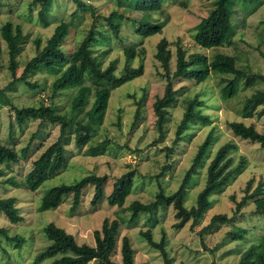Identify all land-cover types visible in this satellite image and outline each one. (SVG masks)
Returning a JSON list of instances; mask_svg holds the SVG:
<instances>
[{
	"label": "rangeland",
	"instance_id": "1",
	"mask_svg": "<svg viewBox=\"0 0 264 264\" xmlns=\"http://www.w3.org/2000/svg\"><path fill=\"white\" fill-rule=\"evenodd\" d=\"M35 0H0V27L5 22L22 28L24 40L17 57V77L22 73L26 63L35 55L34 40L40 39L41 44L52 34L60 20L70 24V31L62 49L64 52L73 51L87 34L95 21L90 14L85 13L72 17L75 6L70 0H54L49 25L44 27L39 23L37 11L39 5ZM103 15H108L115 9L119 0H82ZM213 0H164L160 13L126 14L121 28V39L112 37L110 30L102 19L96 20V40L91 51L104 69L111 61L116 64L114 72L117 78L124 74L125 58L123 50L131 46L137 56L129 63V67L143 66V74L121 85H105L110 88L111 96L103 118L102 125L93 135L89 145H105L103 155L90 157L87 155L88 146L78 148L75 145V127H70L61 135L58 125H51L38 120H28L24 125H17L14 113L8 105H0V142L12 147L18 154L28 147V156L20 164L9 167L0 166V198L12 197L23 221L11 224L4 215L0 214V228H5L10 236H21L25 242L20 249H15L4 239H0V264H32L36 254L46 248L48 241L43 236L42 229L46 224L53 223L73 235L78 244L94 245L93 232L99 230L104 219L123 221L113 261L121 264L119 248L123 236H128L135 249V264H163L159 252L151 248L141 237L140 233L152 231L154 241L165 239V250L172 264H236L240 254L250 245L264 242V217L254 213V205L249 203L235 215L236 224L247 231L243 241H231L226 232L231 226L219 225L217 229L204 233L201 242L200 231L208 225L210 218L216 214L231 217L235 204L244 196L246 182L253 178L254 186L264 181V149L258 144L235 138L229 131L230 121H242L253 124L264 134V115L258 118L242 119L240 117L245 100L253 93L262 90L261 82L247 85L242 80L236 94L231 99H224L221 89L231 76L210 75L198 85L180 82L175 84L178 89L176 103L169 109L170 113L164 123V135L158 142L159 132L155 124L156 117L152 104L156 97L161 96L165 82L160 76L161 68L154 59L156 44L165 38L171 43L172 70L175 64V47L177 39L187 54L194 52L205 55L209 60L216 54L231 56L236 60V66L247 72L264 75V0H234L230 6V21L235 35L230 46L204 50L198 47L193 39V29L200 18L207 16L212 8ZM252 22L250 28L253 39H247L243 24ZM132 20L164 22L161 34H156L141 40L134 32ZM247 24V23H246ZM258 28V33L255 27ZM256 32V34L254 33ZM4 56L0 69V91L9 102L20 107H39L40 104L49 106L57 111L68 112L70 103L77 89L55 93L52 84L57 77L45 67L30 72L26 83L18 82L7 87L12 78L7 69L5 44L2 42ZM85 85L93 86L89 81ZM184 87V89H182ZM199 95L203 102L201 113L208 116L210 124L198 122L182 133L174 144L177 127L185 111L186 101ZM93 93L89 97V106L93 102ZM141 101V102H140ZM137 103H140V115L135 119ZM213 135L212 145L206 154L197 173L192 176L186 186L184 206L189 209L196 203L197 194L206 182V169L220 146L233 141L236 150L231 153L232 165L235 166L243 158L245 163L242 171L236 174L221 190L210 196L211 205L196 225L187 223L181 230L173 229L176 220L172 207H159L155 212L140 213L136 221L130 222L128 207L135 201L148 204L154 201L159 189L165 194L174 192L190 167L198 147L208 134ZM55 141H60L66 149L67 165L56 178L46 181L38 190L31 192L24 184V177L29 172L32 162ZM167 149H171L168 153ZM167 167L166 170H163ZM135 170L134 185L127 197L123 210L110 207L106 199L92 209L89 201L93 188L87 187L83 192L82 207L75 213L69 214L72 198L66 197L56 210L39 212L41 197L54 186L73 184L82 177L95 174L107 175L108 182L104 190L106 196L111 193V187L116 178L129 170ZM161 175L158 179L157 176ZM11 183H16L12 185ZM53 260L43 264H51ZM88 264H97L93 260Z\"/></svg>",
	"mask_w": 264,
	"mask_h": 264
},
{
	"label": "trees",
	"instance_id": "2",
	"mask_svg": "<svg viewBox=\"0 0 264 264\" xmlns=\"http://www.w3.org/2000/svg\"><path fill=\"white\" fill-rule=\"evenodd\" d=\"M54 0H35L32 4L39 5L37 16L39 23L46 27L49 25V18L52 14ZM75 11L72 17H77L80 13L90 14L93 22L78 46L71 52H64L62 45L70 31V24L60 20L54 28L52 34L44 44L40 39L34 40L35 55L26 63L20 76L17 77L18 61L17 57L22 48L24 35L19 25L14 26L11 22H5L0 27V69L4 56L2 42L5 44L7 56V69L12 78L7 87H12L18 82L26 83V76L35 69L43 66L52 74H56L52 89L55 93L65 90L77 89L70 103L68 112L57 111L49 106L40 104L39 107H16L9 102L6 95L0 91V105H8L14 113V122L22 126L28 120H38L51 125H58L61 135L70 127H75V145L78 148L88 146L93 139V135L103 123V118L109 103L111 91L105 85H121L143 74V66L137 68L129 67V63L137 56L136 50L125 47L123 50L125 58L124 74L119 79L115 76L116 64L111 61L104 69L101 68L96 56H93L91 47L96 40V20L102 19L105 26L110 30L113 38L121 39V28L125 22L126 14L135 12L139 14H154L162 11L164 0H119L117 6L108 15H103L92 6L86 5L82 0H70ZM234 0H213L212 8L207 16L200 18L193 29L192 39L194 43L204 50L219 48L224 45L230 46L235 30L230 21V6ZM135 35L141 40L161 34L164 22L157 20H132ZM175 47V64L172 70L170 51L171 43L162 38L155 47L154 59L158 62L161 73L160 76L165 82L161 96L155 98L152 109L156 117L155 124L159 136L156 142L164 135V123L170 113L169 109L176 103L178 89L175 84L188 82L195 85L205 82L210 75L231 76L226 81V85L221 89L224 99H231L237 92L238 85L242 80L250 85L261 82L263 89L249 96L242 107L240 117L242 119L258 118L264 115V75L247 72L236 66L235 58L223 54H216L211 60L201 53L187 54L179 39L172 44ZM89 81L93 86L85 85ZM105 84V85H104ZM184 89V87H182ZM93 93V102L89 109V97ZM141 102V101H140ZM135 119L140 115V103H137ZM203 102L199 95H195L186 101L185 111L177 127L174 144L177 143L181 134L186 132L191 126L200 122L203 125L210 124V118L201 113ZM229 131L235 138L248 141L251 144H258L264 149V134L256 130L253 124H245L242 121H230L227 124ZM213 135L210 133L198 147L192 159L190 167L187 169L181 184L171 194H165L162 188L156 194L153 202L144 204L135 201L129 205L130 222L136 221L140 213H153L159 207H172L176 220L173 229L181 230L187 223L196 225L203 217L211 205L210 196L224 188L228 182L244 167L242 158L235 166L232 165L230 155L236 150L233 141H228L218 148L206 169V182L203 189L197 194L196 203L191 208H185L183 202L186 196V186L190 183L192 176L197 173L198 167L202 164L210 146ZM171 153V149H167ZM105 145H89L87 155L97 157L103 155ZM28 156V147L23 148L18 154L12 147L0 142V166L20 164ZM67 165L66 149L60 141H55L46 148L36 160L32 162L29 172L24 177V184L31 192L38 190L46 181L59 176ZM164 167L163 170H166ZM1 175V173H0ZM135 170H129L116 178L111 187V193L106 196L104 187L108 182V176H98L89 174L73 184H60L50 188L41 197L38 211L45 212L56 210L68 196L72 198L69 214L75 213L82 207L83 192L87 187L93 188V194L89 201L92 209H96L103 200L110 207L123 210L127 197L131 194ZM161 175L157 176V179ZM13 186L16 183H11ZM254 186V179H249L244 188V196L239 203L235 204L234 213L231 217L225 214H216L210 218L208 225L202 228L199 233L201 242L204 233L217 229L219 225L231 226L226 232V236L231 241H243L247 236V231L239 227L235 222V215L240 214L242 208L249 203L254 205V213L264 217V181L258 182ZM249 202V203H248ZM14 198H0V214L4 215L11 224H18L23 221L19 210L15 205ZM121 220L104 219L99 230L93 232L94 245L78 244L75 237L67 233L64 229L53 223L46 224L42 233L49 243L46 248L36 254L32 264H43L45 261L53 260L51 264H88L95 260L97 264H116L113 256L116 254L117 243L122 226ZM147 244L157 250L162 257L163 264H172L171 258L165 250V239L162 236L159 242L154 241L151 230L140 233ZM0 239L20 249L25 240L21 236H10L7 229L0 228ZM135 249L128 236H123L120 240L119 255L121 264H135ZM147 264V263H143ZM236 264H264V242L250 245L244 250Z\"/></svg>",
	"mask_w": 264,
	"mask_h": 264
},
{
	"label": "crops",
	"instance_id": "3",
	"mask_svg": "<svg viewBox=\"0 0 264 264\" xmlns=\"http://www.w3.org/2000/svg\"><path fill=\"white\" fill-rule=\"evenodd\" d=\"M250 16H251V15H248V17L246 18L247 21H244V24H243V27H242V28H243L244 34H245L246 36H248L247 39L252 40L254 34H253V33H250L251 30H247V26H248L249 28H250L251 26H253V25H250V24L252 23V22L249 21ZM246 23H247V24H246ZM254 27H255V26H254ZM255 29H256V32L258 33V28L255 27ZM256 32H254V33L256 34Z\"/></svg>",
	"mask_w": 264,
	"mask_h": 264
}]
</instances>
